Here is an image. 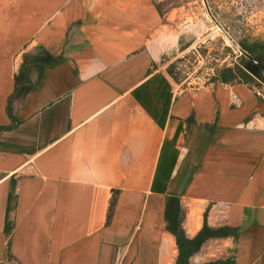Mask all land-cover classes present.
<instances>
[{
	"label": "crops",
	"instance_id": "1",
	"mask_svg": "<svg viewBox=\"0 0 264 264\" xmlns=\"http://www.w3.org/2000/svg\"><path fill=\"white\" fill-rule=\"evenodd\" d=\"M168 32L156 0H0V127L23 55L62 58L0 134V264H176L205 221L239 238L190 264H264V100L176 84Z\"/></svg>",
	"mask_w": 264,
	"mask_h": 264
},
{
	"label": "rangeland",
	"instance_id": "2",
	"mask_svg": "<svg viewBox=\"0 0 264 264\" xmlns=\"http://www.w3.org/2000/svg\"><path fill=\"white\" fill-rule=\"evenodd\" d=\"M156 2L169 30L160 64L172 68L175 83L183 87L214 83L223 70L248 61L241 44H264V0ZM263 80L264 73L252 85L255 91L264 92Z\"/></svg>",
	"mask_w": 264,
	"mask_h": 264
},
{
	"label": "trees",
	"instance_id": "3",
	"mask_svg": "<svg viewBox=\"0 0 264 264\" xmlns=\"http://www.w3.org/2000/svg\"><path fill=\"white\" fill-rule=\"evenodd\" d=\"M158 8L161 13V9L159 6ZM161 15L163 16L162 13ZM233 44L235 43L233 42ZM240 49L243 51V53H246L248 57H256L258 61L264 64V44H260V43H255L252 45L241 44ZM245 60H248V58L246 57ZM61 61H62L61 57L58 58L53 57L42 47H37L33 51L23 55L22 65L20 66L19 71L15 76L16 91L13 98H11L9 101L8 113L9 116L11 117L12 125L9 127H0V134L12 130L15 125V120L13 118L11 111L12 101L16 98H20V99L24 98L31 90V81L28 75L27 67L33 64L43 65L47 67H55L59 65ZM245 63L243 62L242 66L237 67L235 69L229 68L223 70L213 80L214 83L221 82L226 85L245 84L252 87V85L255 84L256 79L244 69ZM167 72L173 80L177 81V78L172 68H169ZM10 202H12V197ZM10 208L11 207L9 206V211ZM9 231H10V225H9ZM239 235H240L239 230L237 228H231V227L211 228L207 225L206 221L203 229L198 233L196 237L192 239L188 238L187 235L185 234V231L182 228H180L177 236V246H178L179 254L176 264H190L191 258L195 254L199 253L201 249L204 247V245L210 240L232 238L234 239V241H237ZM231 253L232 255L227 259L212 261L204 264H235L236 250L235 249L232 250Z\"/></svg>",
	"mask_w": 264,
	"mask_h": 264
},
{
	"label": "water",
	"instance_id": "4",
	"mask_svg": "<svg viewBox=\"0 0 264 264\" xmlns=\"http://www.w3.org/2000/svg\"><path fill=\"white\" fill-rule=\"evenodd\" d=\"M248 61L245 63L244 69L251 74L254 78L261 80L264 73V64L256 57H248L246 53H243Z\"/></svg>",
	"mask_w": 264,
	"mask_h": 264
},
{
	"label": "built area",
	"instance_id": "5",
	"mask_svg": "<svg viewBox=\"0 0 264 264\" xmlns=\"http://www.w3.org/2000/svg\"><path fill=\"white\" fill-rule=\"evenodd\" d=\"M256 94L258 97L264 98V93L262 91H257Z\"/></svg>",
	"mask_w": 264,
	"mask_h": 264
}]
</instances>
